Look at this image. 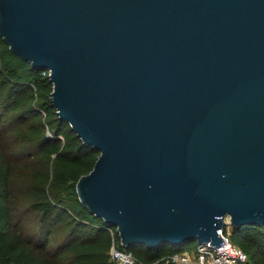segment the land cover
<instances>
[{"label":"water","instance_id":"obj_1","mask_svg":"<svg viewBox=\"0 0 264 264\" xmlns=\"http://www.w3.org/2000/svg\"><path fill=\"white\" fill-rule=\"evenodd\" d=\"M0 36L99 151L77 192L123 246L264 226V0H0Z\"/></svg>","mask_w":264,"mask_h":264},{"label":"trees","instance_id":"obj_2","mask_svg":"<svg viewBox=\"0 0 264 264\" xmlns=\"http://www.w3.org/2000/svg\"><path fill=\"white\" fill-rule=\"evenodd\" d=\"M44 71L0 36V137L12 140V155L0 164V264H116L114 246L132 252L138 264H175L172 256L184 246H123L117 229L81 202L77 184L100 153L60 119ZM13 157L41 171L25 181L29 175L20 176ZM231 240L248 255L246 264H264V226L234 229Z\"/></svg>","mask_w":264,"mask_h":264},{"label":"built area","instance_id":"obj_3","mask_svg":"<svg viewBox=\"0 0 264 264\" xmlns=\"http://www.w3.org/2000/svg\"><path fill=\"white\" fill-rule=\"evenodd\" d=\"M44 75L50 76V70H45ZM226 226L220 230L225 243L220 247L207 243L198 245L192 252H181L172 256L175 264H241L248 261V255L231 240L232 232L229 226L230 219H226ZM112 259L116 264H138L132 252H126L113 247Z\"/></svg>","mask_w":264,"mask_h":264},{"label":"rangeland","instance_id":"obj_4","mask_svg":"<svg viewBox=\"0 0 264 264\" xmlns=\"http://www.w3.org/2000/svg\"><path fill=\"white\" fill-rule=\"evenodd\" d=\"M11 142H12L11 139H6L5 137H2L1 135L0 137V164H3L12 155L11 154L12 153ZM16 161H18V164H19L18 173L20 174V176L26 177L27 175H29L28 177L24 178L25 181L34 177L38 173V171H41V167H39V164H36L35 162H30L26 160H16L13 157V162L16 163ZM28 218H29L27 221L28 228L30 226L33 227V221L31 220V216H28ZM227 227L229 228L231 232L234 231V228L232 227L231 224ZM196 245L197 243H194V242H192L191 244L185 245L184 251L192 252L194 251V248L196 247ZM167 246H173V245H167ZM140 248H143V247H140ZM241 264H246V263H241Z\"/></svg>","mask_w":264,"mask_h":264}]
</instances>
